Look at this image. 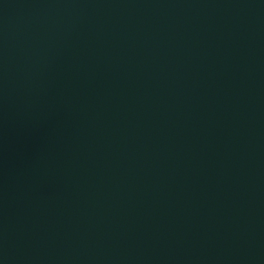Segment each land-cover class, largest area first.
Here are the masks:
<instances>
[{"label":"water","instance_id":"95a60500","mask_svg":"<svg viewBox=\"0 0 264 264\" xmlns=\"http://www.w3.org/2000/svg\"><path fill=\"white\" fill-rule=\"evenodd\" d=\"M0 264H264V0H0Z\"/></svg>","mask_w":264,"mask_h":264}]
</instances>
